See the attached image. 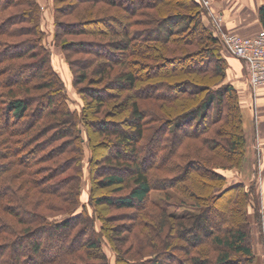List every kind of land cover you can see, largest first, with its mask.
<instances>
[{
    "label": "trees",
    "instance_id": "16d2710c",
    "mask_svg": "<svg viewBox=\"0 0 264 264\" xmlns=\"http://www.w3.org/2000/svg\"><path fill=\"white\" fill-rule=\"evenodd\" d=\"M177 2L54 0L56 42L83 99L76 111L44 43L40 1L0 0V264H84L71 260L79 249L96 252L90 257L98 261L86 264H256L252 191L244 182L228 185L224 173L246 158L240 93L226 80L224 45L203 2ZM65 14L74 19H60ZM259 14L264 29V4ZM63 34L101 38L59 40ZM142 75L149 81L138 86ZM140 100L150 103L144 108ZM156 169L176 175L162 177ZM96 182L129 191L103 195ZM171 185L185 188L199 211L161 210L150 227L138 213L126 217L131 224H107L104 206L141 208L153 189ZM59 212L66 215L50 219ZM215 213L221 220L214 221ZM255 213L261 227V211ZM124 226L129 235L136 227L132 243L144 239L151 251L127 256L114 239ZM176 248L185 255L172 253Z\"/></svg>",
    "mask_w": 264,
    "mask_h": 264
},
{
    "label": "rangeland",
    "instance_id": "374dc122",
    "mask_svg": "<svg viewBox=\"0 0 264 264\" xmlns=\"http://www.w3.org/2000/svg\"><path fill=\"white\" fill-rule=\"evenodd\" d=\"M175 1L176 0H165V2L167 3V7L170 6L171 3H172V5H174V4L178 5V2L175 3ZM182 2H184V1H182ZM168 3H170V4H168ZM40 4H41V9H42L43 28H44V31L46 32L45 37H44V43L51 49L52 55H53L52 63L64 81L65 89H66L67 94H68L67 101L69 103L70 108L72 110L81 111L82 106H83V99H82L81 93L78 90L79 86L78 85L76 86L74 84L73 73H72L71 68L69 66V63L66 59L65 52H64L63 48L61 47V45H58L56 42L57 37H56V25H55L54 0H52V1L51 0H40ZM203 4L206 5L205 3H203ZM50 5H51L52 13L49 14L48 10H50ZM166 9L171 10L172 8H166ZM147 11H150V10H148V8H146V10H144V9L141 10V12H143V13L144 12L146 13ZM60 19L72 20V19H74V15L65 14V15L60 16ZM134 19H136V18H134ZM144 28H145V26H143V25H139L137 27V29H139V30H142ZM83 38H98V39H100L101 37H96V36L86 35V34H63L59 37V40L60 39H65V40L76 39L77 40V39H83ZM177 39H180V38H177ZM185 39H187V37ZM178 43H179V41H177L176 44H178ZM145 47H149V44ZM195 49H197V48H195ZM222 52L224 53V55L226 56V58L228 60V69H227L226 80L228 82L233 83L237 88L241 89L242 91H243V86L247 85V88L250 91L249 96H248V104L249 103L251 104V108L253 106L254 113H256V107H255L254 102L256 101V98H257V91L261 88H264V85L260 86L257 89V91L254 92L249 85L248 76H247V74H248L247 66L244 64V62L242 60H240L239 58L237 59V57L234 59L233 57H235V56L232 55L225 47H223ZM150 53H152V55L156 57V53H158V52L156 50H152V51H150ZM228 55H231V57ZM77 56H79V55H73L72 58H75ZM140 57L144 58V56H140ZM146 59H148V58H146ZM140 71L143 74V73H145L144 71H146V70L144 68H142V66H141ZM187 76H191V74H187ZM148 77L149 76H147V75H142L141 79L138 82V86L143 85L147 81H149V80H146V79H148ZM174 78H177V76L171 77V79H174ZM212 78H215V76H213ZM132 93L134 94V92H132ZM239 93H240V91H239ZM134 95H136V94H134ZM240 98H241V95H240ZM141 100H150V99H141ZM252 100H253V103H252ZM241 102H242V100H241ZM149 103H150L149 101H145V102L141 101V106L146 108V105ZM242 113H243V108H242ZM243 119H244V114H243ZM149 120H150V116L147 113V116H146L147 123L146 124H147V126L150 127L152 125V123ZM255 127L256 126L254 123V132H253L254 135H256V131H257L255 129ZM84 134H85V132H84ZM85 137H86V135H85ZM147 139H148V137L145 139V141H147ZM101 151H102V153L106 154V153H108L109 149L103 148ZM180 151H182V150H180ZM90 156H91V150H90L89 146L86 144L85 145V156H84V160H83V167L84 168H83L82 200L84 203H88L90 192H91V177H90V170H89ZM143 161L144 160L141 161L142 164L146 163ZM154 171H159V170H157V169L152 170V172H154ZM159 172L160 173L162 172L161 174H159L160 176L167 177V178L175 177V175H176L174 173V171L165 173L167 171L160 170ZM224 173L227 176V184L228 185L234 184L236 182H244L246 187L252 191V193H251L252 204L250 207V213L253 217V229L255 232V235H254L255 236L254 237L255 249H256V252L258 254L256 264H264V257L262 256V255H264V251H263L264 246L262 245V242H264V238L262 237L263 226L260 227L259 223L255 220V217H256L255 210L257 208L261 211L262 219H263V214H264V153H263V149L261 147L260 141H258L257 137H253L252 139L250 138V141H248V138H247L246 158H245L242 166L240 168L228 169V170L224 171ZM197 174L199 175V172H197ZM199 177H201V176H199ZM98 178H99V176H98ZM193 178L198 179V176L197 177L193 176ZM179 186H180L179 189L175 188L174 185L167 186L166 188H163V189L162 188L153 189L150 193V197H149L148 202L144 203L142 205L143 207H141V208L116 209V208H113L111 206H104L103 213H104V217L106 218L107 224L111 223L110 226L111 225H113V226L114 225H120V224L123 225V223L131 224V223H133L134 220L126 218V217H129V216L131 217V216L136 215L138 213L143 221L150 223L149 224V227H150L151 225H154L153 221H154V219L156 220V216L159 215L161 210H166L167 213H172L174 215H187V214H192V213L199 211L198 208L194 207V202H195L194 198H192L191 196H188L186 194V192L184 194L182 192V189L184 191L185 188L181 187V185H179ZM182 186H183V184H182ZM96 187L98 189V192L103 194V195L104 194L113 195V194L124 193V192L129 191V187H127V186L124 187L122 190L118 191L116 186H112L110 188H103L102 186L97 184V182H96ZM203 189H204L203 190L204 194H205V192L208 193V188H205L203 186ZM222 203H224V202H222ZM88 206H89V210L91 211V213L94 214L93 206H91V205H88ZM226 210H227V208L225 210L223 209V212H221V213L223 215L226 214ZM50 213L54 214V212L49 211V214ZM59 214L58 215L55 214L56 216H53L50 219L57 220V219H60L61 216L64 215L62 212H59ZM214 215H215L214 221L221 220L220 219L221 216L218 215V213H215ZM7 218L12 220V223H14L15 225L17 224V222L15 221V218L12 217L11 215H7ZM111 218L112 219L114 218V219L112 221L111 220L109 221V219H111ZM96 221H97L96 227L98 230H100L101 224L99 223L98 220H96ZM137 222H138V220H137ZM17 226L18 227L20 226L22 228L25 227L23 224H21V225L17 224ZM125 227L126 226H124L122 228V230L120 229V233H118L116 235L117 237H115L114 239H118L117 240L119 242L118 244L119 245L121 244V248L123 251H126L125 254L127 256L130 255L131 253H136V255H138V252H142V251L143 252L144 251L150 252L151 251L150 250L151 248L149 247V245L145 244L144 239H142L141 241L137 240L135 243H132L134 235L136 234V231H137L136 227H135L134 231L131 232L130 235L128 234L129 232H127V230L123 231V229ZM4 237H6V236H4ZM4 239L5 238H3L2 235H0V241L4 240ZM180 242L181 241H177L178 244ZM206 244L207 243H205L203 245L205 247H207ZM104 249H105V251H107L109 257L111 258V262L114 263V260H115L114 251L110 248L109 245H107L106 240L104 241V245H103V250ZM176 249L172 250V253H175V254L177 253L178 255H183V256L185 255L183 250H179V249L176 250ZM93 252L92 253L89 251L86 252L84 250L79 249L74 254L73 258H71V260H73L74 262L86 264V262H88V261L96 260V258L94 259V258L90 257V256L96 255L95 254L96 252L94 254H93ZM83 253H85V254H83ZM96 261H98V260H96ZM166 261L172 262V260H170V259H166ZM182 263L184 264L183 260L179 261L177 264H182ZM51 264H57V263L53 262Z\"/></svg>",
    "mask_w": 264,
    "mask_h": 264
},
{
    "label": "crops",
    "instance_id": "0c3cea01",
    "mask_svg": "<svg viewBox=\"0 0 264 264\" xmlns=\"http://www.w3.org/2000/svg\"><path fill=\"white\" fill-rule=\"evenodd\" d=\"M202 2H205L206 4L204 6L206 7L207 13H205L204 16L209 24V14L214 13L222 15V28L226 31L246 36H253L257 34L260 29H262L259 8L262 3L264 4V0H202ZM48 13H52L51 5ZM228 56L231 57V55ZM233 58L235 59L236 57ZM238 90L240 91L242 100L244 126L248 141H250V138L252 139L253 137H257L264 153V88L257 91V98L254 102L256 113H254L253 106L251 108V104H248L250 91L247 88V85L243 86V91L239 88ZM254 123L256 126L255 129L257 130L256 135L253 133ZM262 226V236H264V214ZM262 245L264 246V242H262ZM262 256L264 257V255Z\"/></svg>",
    "mask_w": 264,
    "mask_h": 264
},
{
    "label": "built area",
    "instance_id": "2783aa9c",
    "mask_svg": "<svg viewBox=\"0 0 264 264\" xmlns=\"http://www.w3.org/2000/svg\"><path fill=\"white\" fill-rule=\"evenodd\" d=\"M209 21L224 47L247 66L249 85L254 92L257 91L264 85V29L246 36L224 30L222 15L210 13Z\"/></svg>",
    "mask_w": 264,
    "mask_h": 264
},
{
    "label": "bare ground",
    "instance_id": "6f19581e",
    "mask_svg": "<svg viewBox=\"0 0 264 264\" xmlns=\"http://www.w3.org/2000/svg\"><path fill=\"white\" fill-rule=\"evenodd\" d=\"M263 172V171H262Z\"/></svg>",
    "mask_w": 264,
    "mask_h": 264
}]
</instances>
